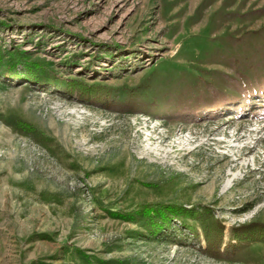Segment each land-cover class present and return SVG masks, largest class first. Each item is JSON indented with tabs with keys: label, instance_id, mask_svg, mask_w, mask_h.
Wrapping results in <instances>:
<instances>
[{
	"label": "rangeland",
	"instance_id": "obj_1",
	"mask_svg": "<svg viewBox=\"0 0 264 264\" xmlns=\"http://www.w3.org/2000/svg\"><path fill=\"white\" fill-rule=\"evenodd\" d=\"M0 264H264V0H0Z\"/></svg>",
	"mask_w": 264,
	"mask_h": 264
},
{
	"label": "trees",
	"instance_id": "obj_2",
	"mask_svg": "<svg viewBox=\"0 0 264 264\" xmlns=\"http://www.w3.org/2000/svg\"><path fill=\"white\" fill-rule=\"evenodd\" d=\"M74 94H76L77 96L79 95H82L83 92H73ZM87 96V95H86Z\"/></svg>",
	"mask_w": 264,
	"mask_h": 264
}]
</instances>
